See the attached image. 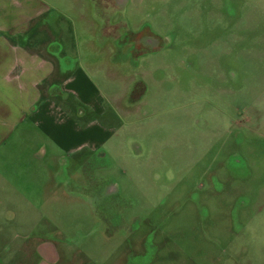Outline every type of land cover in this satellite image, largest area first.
Here are the masks:
<instances>
[{
    "label": "rangeland",
    "instance_id": "1",
    "mask_svg": "<svg viewBox=\"0 0 264 264\" xmlns=\"http://www.w3.org/2000/svg\"><path fill=\"white\" fill-rule=\"evenodd\" d=\"M33 2L50 8L52 33L36 20L29 42L77 39L69 54L89 53L96 85L107 98L114 83L122 100L107 154L52 156L31 132L38 154L2 144L16 180L0 217L27 220L28 252L43 240L65 249V234L92 264H264V0ZM41 183L59 191L41 196Z\"/></svg>",
    "mask_w": 264,
    "mask_h": 264
},
{
    "label": "crops",
    "instance_id": "2",
    "mask_svg": "<svg viewBox=\"0 0 264 264\" xmlns=\"http://www.w3.org/2000/svg\"><path fill=\"white\" fill-rule=\"evenodd\" d=\"M103 2L104 8L110 6V9L117 11L125 10L130 4L135 8L142 5L136 6L134 0H123L121 5L116 0ZM160 8L163 10L158 17L163 16L164 19L168 16L167 10L164 5ZM85 9L84 3L81 13L84 19L87 15ZM49 11L50 8H44L33 0H0V152L4 150L2 144L11 139L12 142H25L24 154H28L30 147L33 154H38V146L35 144L37 139L32 136L41 133L45 136L52 156L85 152L97 154L102 151L101 154H107L106 149L113 148L111 144L117 137L113 123L119 117L116 111L122 98L118 99L114 83L108 84L107 98L105 92L96 85L93 72L98 73L97 70L101 69L93 66L97 62H93L89 53H84V56L79 52L69 54L70 47L76 45L77 39L71 40V37L64 35L62 41L37 37L35 42H29L28 33L36 20L39 22V34L46 31L51 36L50 26L41 23ZM126 21L131 22L127 18L122 23L124 26H128ZM73 29L77 30V27ZM83 30L90 32L92 25L85 24ZM59 54H62L64 60L57 59ZM136 93H133L134 96ZM108 102L112 105L110 109H106L105 104ZM29 132L32 133L30 140ZM6 154V150L0 154V164L3 165L0 167V198L8 202L6 194L12 191L13 184L10 179L16 180V173L12 171L15 166H10L9 160H5ZM17 184L14 185L20 192L27 187V183ZM32 188L35 192L41 190V196L44 192V196L49 193L54 197L59 191L58 186L57 189L53 187L47 190L45 185L43 189V184H35ZM64 191L67 197L72 193L71 189ZM29 200L34 201L32 197L28 201L23 198L21 206L29 205ZM2 219L0 217V264H28L30 253L36 256L33 264H61L64 259L66 264H92L84 254H81L82 257L80 254V257L75 255V247L60 230L59 235L63 237L67 248L62 249L57 243L43 240L28 252L27 239L32 237L26 230L27 220L14 222L12 218ZM12 223L18 224L14 228L24 231L13 233ZM99 260H102L101 255Z\"/></svg>",
    "mask_w": 264,
    "mask_h": 264
}]
</instances>
